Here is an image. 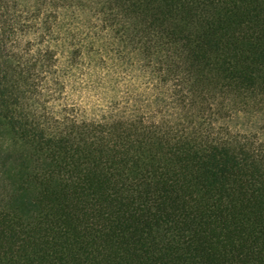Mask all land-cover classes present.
<instances>
[{"label":"trees","instance_id":"trees-1","mask_svg":"<svg viewBox=\"0 0 264 264\" xmlns=\"http://www.w3.org/2000/svg\"><path fill=\"white\" fill-rule=\"evenodd\" d=\"M0 127V264H264V0H0Z\"/></svg>","mask_w":264,"mask_h":264},{"label":"rangeland","instance_id":"rangeland-1","mask_svg":"<svg viewBox=\"0 0 264 264\" xmlns=\"http://www.w3.org/2000/svg\"><path fill=\"white\" fill-rule=\"evenodd\" d=\"M122 67H117L118 71ZM118 84L113 86L106 85L105 89H93V90H78L74 91L68 96V102L75 103L80 107L81 113L87 118L99 116L102 110H107L109 106L114 104L115 100H118L122 96V90H124V85L122 83V76H119ZM116 82H114L115 84ZM137 82L135 81V84ZM139 91L144 90V86L139 84ZM119 101V100H118ZM6 134L0 127V142L4 141Z\"/></svg>","mask_w":264,"mask_h":264}]
</instances>
